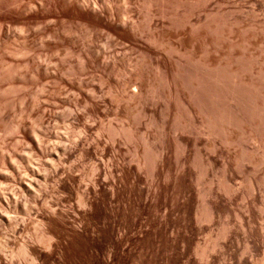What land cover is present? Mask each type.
<instances>
[{
    "label": "rangeland",
    "instance_id": "rangeland-1",
    "mask_svg": "<svg viewBox=\"0 0 264 264\" xmlns=\"http://www.w3.org/2000/svg\"><path fill=\"white\" fill-rule=\"evenodd\" d=\"M83 1L0 0V255L45 247L37 180L60 264H264V0H98L126 36Z\"/></svg>",
    "mask_w": 264,
    "mask_h": 264
},
{
    "label": "bare ground",
    "instance_id": "bare-ground-1",
    "mask_svg": "<svg viewBox=\"0 0 264 264\" xmlns=\"http://www.w3.org/2000/svg\"><path fill=\"white\" fill-rule=\"evenodd\" d=\"M127 4H128V2H127ZM83 6L88 7L94 11L93 16H90L87 18L85 17L86 21H88L90 24H92L94 26H105V27H109L111 29L112 28L111 25L113 23H115L116 20L119 18L117 14H115L111 11L110 7L100 4L98 2V0L88 1V2L83 1ZM129 12L130 11H128L127 14ZM81 18H83V17H81ZM123 24L128 25L126 19L123 20ZM115 27L112 28V30H114L115 32L118 31V32L124 33L122 35L126 34L125 30H123V29L119 30ZM118 32H117V34H118ZM150 39L157 44V48H160V44H158V42H157L158 39H156V37L151 36ZM145 52L148 55V57L150 58V60L156 62L158 68L164 70L165 75H166L165 77L168 79V77L170 76L169 74L172 71L171 58L169 56L165 55L161 60L160 58L155 56L156 52H154L150 48L146 49ZM97 61H99V59L96 55H92L90 52H87V54H86V62L87 63L90 64L92 62H97ZM39 67H40V64H39ZM36 74L40 76L41 70L37 69ZM164 154H165V151L163 150L162 155H164ZM62 167H64V165L62 163H61V165L58 164L55 166L54 171H58V169H60ZM47 177H48V175L45 178V182L47 181ZM63 184H64V186L68 187L70 192H73V190L76 189L77 179L72 173V168L68 169V175H67L66 180L63 181ZM106 185H107L106 178H99L93 184L94 191L99 192V190H100L101 193L103 194V196H102L103 202L102 203H105V201L107 199L112 200V197L115 195L116 190H117V188L113 189L112 195L108 196L109 193H107ZM78 188H79V186H78ZM23 189H24V191H23V193H21L22 197L31 196L33 198L32 202L34 203V206L37 207L36 208L37 216L40 215V217H41L40 222L42 224V231H41V235H40V242L44 243L45 247H40L34 243L24 241L21 244V251L30 258V260L33 262V264H43V262L49 261V260H53L55 264H60V262L57 259H55V257L52 255V253L54 254L53 250L56 249V247H58V244L56 245L54 243L56 237L59 236V234L66 231V224H68V222L66 221V214L63 213L55 204H51L47 200L42 199L45 190H43L41 187H39L37 180L31 181V182H29V184H25ZM118 191H119V189H118ZM87 193L88 192H81L80 198H81V201L91 209L95 206V202L89 198ZM12 197H13L12 195L6 196V199L9 201L10 198H12ZM100 202H101V200H100ZM99 204H101V203H99ZM102 205H104V204H102ZM98 208H99V206H98ZM9 212H10L9 208L3 209V210L1 209L0 210V218L9 219V215H8ZM28 215H30V214L28 213ZM9 225H11V224H9ZM22 230H24L23 226H20V225L12 226V231H14V232H19ZM114 230H115V228H114ZM121 241H122V234L120 232V233H117L116 236H114L112 239V247L114 248L115 251L120 249ZM111 251H113V250H111ZM0 264H12V262L11 261L8 262L7 258L5 260L3 255H0Z\"/></svg>",
    "mask_w": 264,
    "mask_h": 264
}]
</instances>
